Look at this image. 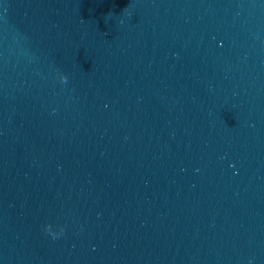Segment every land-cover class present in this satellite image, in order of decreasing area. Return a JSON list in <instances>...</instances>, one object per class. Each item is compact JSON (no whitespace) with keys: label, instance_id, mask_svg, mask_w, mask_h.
Masks as SVG:
<instances>
[{"label":"water","instance_id":"1","mask_svg":"<svg viewBox=\"0 0 264 264\" xmlns=\"http://www.w3.org/2000/svg\"><path fill=\"white\" fill-rule=\"evenodd\" d=\"M0 264H264V0H0Z\"/></svg>","mask_w":264,"mask_h":264},{"label":"clouds","instance_id":"2","mask_svg":"<svg viewBox=\"0 0 264 264\" xmlns=\"http://www.w3.org/2000/svg\"><path fill=\"white\" fill-rule=\"evenodd\" d=\"M62 80L66 81L67 80V77H62ZM46 230L48 232H50L53 235L54 238L58 235L57 233H55V232L52 231V226L51 225H48L47 228H46ZM62 233H63V229H61L60 234H62Z\"/></svg>","mask_w":264,"mask_h":264}]
</instances>
